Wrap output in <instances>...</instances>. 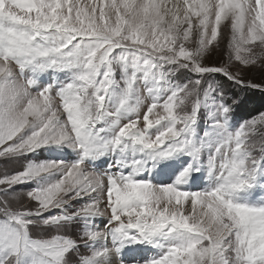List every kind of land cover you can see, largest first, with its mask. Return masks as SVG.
<instances>
[{
    "label": "snow or ice",
    "instance_id": "1",
    "mask_svg": "<svg viewBox=\"0 0 264 264\" xmlns=\"http://www.w3.org/2000/svg\"><path fill=\"white\" fill-rule=\"evenodd\" d=\"M234 61L264 0H0V157H65L0 174V264H264V113L208 79L264 89Z\"/></svg>",
    "mask_w": 264,
    "mask_h": 264
},
{
    "label": "rangeland",
    "instance_id": "2",
    "mask_svg": "<svg viewBox=\"0 0 264 264\" xmlns=\"http://www.w3.org/2000/svg\"><path fill=\"white\" fill-rule=\"evenodd\" d=\"M230 38H231L230 22L223 21L221 24L220 36L218 37L216 44L211 46L209 55L205 57V63H207L209 66H220V65L225 64L227 61L228 42H229ZM217 44L219 45V47H217ZM257 51H259V49H257ZM231 70L232 71H237V70L241 71L243 76L246 79L251 80L255 83H256V81L257 82L261 81L262 83H264V64H262V63H258L257 65H252V66L246 67L243 65H239V62L234 61L232 64ZM57 75L60 79L66 78L65 73H59ZM215 75H220V74H214V75L211 74L208 77L209 82L222 85L224 87L225 91L228 93L229 86L226 84H222L221 79ZM186 76H187L186 73H178V74H176V79L179 82H183L186 79ZM220 76H222V75H220ZM260 90L264 91V89H260ZM143 91L146 93V89ZM228 96H229V98L232 97L230 95H228ZM238 100L240 101V99H238ZM262 113H264V112H262ZM257 116H259V114ZM257 116H251L250 118L243 119V120H249V119H252V118L257 117ZM198 132L202 136V132H200L199 128H198ZM257 136L259 138V133L257 134ZM62 158H65V157L63 155H61L60 153H58L56 151H50L47 149H41L39 152L30 154V156H27V157H20V158H15V159H6V158L0 157V174H3L4 172L11 174L17 170H21L25 166V164L28 162L29 159H35L39 162L40 160L62 159ZM67 158L68 159H74V156L69 155ZM31 186L32 185H18V186H15V190L18 192L24 193ZM23 202H24V206L27 208L32 207V205L34 204V202L27 199L26 196L23 198ZM108 214H110V213H108ZM106 218H107V215L104 217V219H106ZM101 227H102V225H101ZM41 234L42 233L38 231V232H34L33 236H34V238H40ZM79 234H80V226H78V225H74L67 232V235L71 236L73 239H78ZM44 235H45V238H48V234H44ZM82 253L84 255L90 254L87 250H84V249H82ZM71 259L73 261H76L77 257L71 256Z\"/></svg>",
    "mask_w": 264,
    "mask_h": 264
},
{
    "label": "trees",
    "instance_id": "3",
    "mask_svg": "<svg viewBox=\"0 0 264 264\" xmlns=\"http://www.w3.org/2000/svg\"><path fill=\"white\" fill-rule=\"evenodd\" d=\"M214 75V74H213ZM221 79L222 84L229 86L228 95L240 99L235 106V118L248 119L264 112V91L260 89H242L233 85L223 76L215 75ZM255 81V80H254ZM258 84H264L261 81ZM230 97V98H232Z\"/></svg>",
    "mask_w": 264,
    "mask_h": 264
}]
</instances>
